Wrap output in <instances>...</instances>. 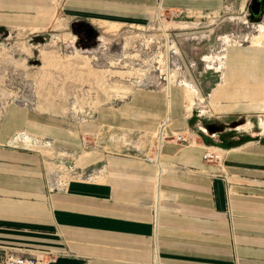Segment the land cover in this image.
Instances as JSON below:
<instances>
[{"label": "crops", "instance_id": "crops-1", "mask_svg": "<svg viewBox=\"0 0 264 264\" xmlns=\"http://www.w3.org/2000/svg\"><path fill=\"white\" fill-rule=\"evenodd\" d=\"M252 2L0 0V31L46 32L58 14L68 23L117 25L149 22L159 13L187 30ZM223 65L204 96L195 88L191 109L188 81L138 87L79 120L4 106L0 259L18 252L43 257L41 264H264V38L230 44ZM165 117L192 138L165 142L159 168L146 156ZM237 119L244 124L233 126ZM214 122L231 129L209 133L204 125ZM230 130L245 132L244 139L229 137ZM83 137L95 145L84 149ZM207 148L218 157L206 159ZM65 165L72 168L68 178L59 171ZM49 253L55 258L48 260Z\"/></svg>", "mask_w": 264, "mask_h": 264}, {"label": "rangeland", "instance_id": "rangeland-1", "mask_svg": "<svg viewBox=\"0 0 264 264\" xmlns=\"http://www.w3.org/2000/svg\"><path fill=\"white\" fill-rule=\"evenodd\" d=\"M218 16L183 26L187 30H176V24H181L172 23L162 13L149 22L117 25L68 23L58 14L46 32L0 31V115L4 106L14 102L79 120L91 117L102 104L127 99L138 87L168 89L184 85V81L189 82L185 86L191 109L195 88L205 95L206 86L215 80L210 75L224 66L230 44H256L264 38V18L255 20L251 8L236 6ZM78 24L97 31V36L88 40L87 32L78 33ZM201 101L197 99V103ZM197 105L199 111L202 106ZM163 120H169L170 133L183 130L171 129L172 117L163 118L153 133L151 156L157 154V134ZM240 122L237 119L236 123ZM229 132V137L245 135ZM92 145L93 140L83 137L84 149ZM146 160L156 163L158 156L157 160L146 156Z\"/></svg>", "mask_w": 264, "mask_h": 264}, {"label": "built area", "instance_id": "built-area-1", "mask_svg": "<svg viewBox=\"0 0 264 264\" xmlns=\"http://www.w3.org/2000/svg\"><path fill=\"white\" fill-rule=\"evenodd\" d=\"M169 120H163L162 123L160 124L158 134H157V154L155 156L148 155L147 158L150 160H157L158 156V161L156 162L157 164H161L162 161L159 160L161 156V150L162 146L165 142L167 141H172L176 143H183V142H189L191 141L192 135L191 132L187 129L181 130V131H175L171 132L168 131V125H169ZM204 157L206 159H214L218 157V154L211 150L210 148H207V150L204 153ZM71 166L65 165V167L60 168V175H64L65 177L68 178V176H71ZM65 177H61L58 180H55L53 182V185L57 184H62V181L65 180ZM158 206H159V200H155L153 204V211L154 215L157 217L158 213ZM48 260H52L55 258L54 254L49 253L47 255ZM43 257H38V256H33V255H24L22 253L18 252H10L5 254L1 259H0V264H41L43 261Z\"/></svg>", "mask_w": 264, "mask_h": 264}, {"label": "water", "instance_id": "water-1", "mask_svg": "<svg viewBox=\"0 0 264 264\" xmlns=\"http://www.w3.org/2000/svg\"><path fill=\"white\" fill-rule=\"evenodd\" d=\"M250 8L255 20H259L262 14L264 13V0H253V2L250 5ZM215 123L216 122L205 124L204 127L208 130L209 133H212L217 130L215 128ZM240 123H244V121ZM237 125L239 124L236 122L233 124V126H237Z\"/></svg>", "mask_w": 264, "mask_h": 264}, {"label": "flooded vegetation", "instance_id": "flooded-vegetation-1", "mask_svg": "<svg viewBox=\"0 0 264 264\" xmlns=\"http://www.w3.org/2000/svg\"><path fill=\"white\" fill-rule=\"evenodd\" d=\"M76 28H77V30H78V33L83 34L84 31L87 32L88 40H89V36H90V38L92 37V35H93L94 38L97 36V31H92V29H90V28H89L88 26H86L85 24H78V25L76 26ZM81 39H82V40H85L83 37H82ZM224 126H225V125L222 124V123H218V122L215 123V128H216L217 130L222 131V134L226 135V134H225L226 130H227V129L229 130V129H231V128H229V127H224Z\"/></svg>", "mask_w": 264, "mask_h": 264}]
</instances>
